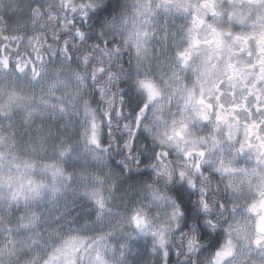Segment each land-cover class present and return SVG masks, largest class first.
I'll use <instances>...</instances> for the list:
<instances>
[{"label":"clouds","instance_id":"9594fccd","mask_svg":"<svg viewBox=\"0 0 264 264\" xmlns=\"http://www.w3.org/2000/svg\"><path fill=\"white\" fill-rule=\"evenodd\" d=\"M0 264H264V0H0Z\"/></svg>","mask_w":264,"mask_h":264}]
</instances>
